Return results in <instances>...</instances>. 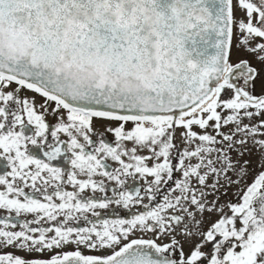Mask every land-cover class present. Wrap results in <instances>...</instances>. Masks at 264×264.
Returning a JSON list of instances; mask_svg holds the SVG:
<instances>
[{"label": "snow or ice", "instance_id": "6c2138e0", "mask_svg": "<svg viewBox=\"0 0 264 264\" xmlns=\"http://www.w3.org/2000/svg\"><path fill=\"white\" fill-rule=\"evenodd\" d=\"M0 264H264V0H0Z\"/></svg>", "mask_w": 264, "mask_h": 264}, {"label": "flooded vegetation", "instance_id": "af4514ba", "mask_svg": "<svg viewBox=\"0 0 264 264\" xmlns=\"http://www.w3.org/2000/svg\"><path fill=\"white\" fill-rule=\"evenodd\" d=\"M121 214H123V213H121ZM109 218H114V216L109 217ZM80 226H83V221L80 222Z\"/></svg>", "mask_w": 264, "mask_h": 264}]
</instances>
